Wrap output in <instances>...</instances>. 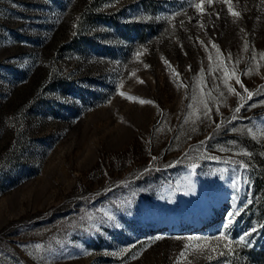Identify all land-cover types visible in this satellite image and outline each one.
Returning <instances> with one entry per match:
<instances>
[{
  "label": "rangeland",
  "instance_id": "374dc122",
  "mask_svg": "<svg viewBox=\"0 0 264 264\" xmlns=\"http://www.w3.org/2000/svg\"><path fill=\"white\" fill-rule=\"evenodd\" d=\"M196 2L0 0V264H264V0Z\"/></svg>",
  "mask_w": 264,
  "mask_h": 264
},
{
  "label": "snow or ice",
  "instance_id": "6c2138e0",
  "mask_svg": "<svg viewBox=\"0 0 264 264\" xmlns=\"http://www.w3.org/2000/svg\"><path fill=\"white\" fill-rule=\"evenodd\" d=\"M214 2H222L224 5H226L227 7V11L229 13V15H231L232 17L236 18V19H240L242 18V13L240 11H237L234 9L233 7V3H232V0H197L196 3H194L192 6L198 10L199 13L201 14H206V5L207 6H211ZM217 15V18H219V13H216ZM182 23V22H181ZM201 28L204 27L203 24L200 25ZM203 43V42H201ZM212 47L215 48L217 50V55L218 57H222V53L220 52V49H219V46L216 45L215 43L212 44ZM244 47H245V50H247L248 48V43L245 42L244 44ZM142 53L140 52H137V56L141 55ZM260 57L261 59H264V53H261L260 54ZM231 57L229 56V59ZM253 59H255V57H253ZM165 63H168L167 61H165ZM221 63V66H223V60L221 59L220 61ZM259 66V65H257ZM145 67H147V65H145ZM251 69L248 70V72L246 74H251ZM174 72V75L175 76H179L178 73H175V71L173 70ZM223 83L225 84V86L227 87V90L230 92V93H234L236 95H240L239 92H236V89L230 84V80L232 79H235L236 83L240 85L241 88H243L244 92L247 93V97L250 99L253 95V93L251 91H249L242 83V81L240 80V77L239 75H237V73L235 72V69L233 67L231 73H229V71L225 68L224 70V74H223ZM141 83H143V81H140ZM121 95H125V93L121 92ZM129 99H138V98H134V97H128ZM243 99V97H241ZM140 103H151V101H144V100H139ZM205 108H206V111H207V105H205ZM235 111L239 112L240 111V108H236ZM251 131V130H249ZM229 216H231V214H229ZM232 219L229 218L226 220L225 224H224V227L227 228L228 226H230L232 224ZM216 240H224V241H228V244L231 243V241H229V238L228 236L224 233V232H221L219 234L218 237L214 238ZM244 237H241V241H243ZM209 244L210 242L205 238L203 240H197L196 244L195 245H187V247H192L193 248V251H216L215 248H210L209 247ZM228 244H225V247H228ZM37 248H40L41 246L40 245H36ZM181 256H184V252H181ZM210 258V257H209Z\"/></svg>",
  "mask_w": 264,
  "mask_h": 264
}]
</instances>
